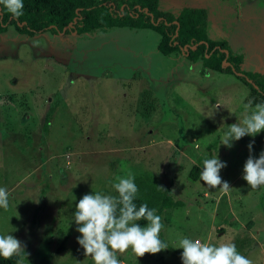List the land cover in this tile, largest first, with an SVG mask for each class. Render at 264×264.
Here are the masks:
<instances>
[{"label":"rangeland","instance_id":"rangeland-1","mask_svg":"<svg viewBox=\"0 0 264 264\" xmlns=\"http://www.w3.org/2000/svg\"><path fill=\"white\" fill-rule=\"evenodd\" d=\"M186 7L206 11L208 39L242 56L243 72L264 71V0H158L163 12ZM158 40L128 28L0 34V187L10 194L0 235L25 245V264H93L77 243L75 205L85 194L116 195L112 184L129 171L179 204L156 211L168 249L118 253L121 264H182L181 238L231 242L264 264V186L242 179L249 155L264 151V131L221 145L248 91L233 75H202L200 61L162 56ZM212 156L226 164L227 192L188 178Z\"/></svg>","mask_w":264,"mask_h":264},{"label":"clouds","instance_id":"clouds-1","mask_svg":"<svg viewBox=\"0 0 264 264\" xmlns=\"http://www.w3.org/2000/svg\"><path fill=\"white\" fill-rule=\"evenodd\" d=\"M0 6L14 18L23 15V0H0ZM243 108L242 120L228 126L221 145L231 148L234 141L245 136L255 137L264 131V102L253 106V101L248 100ZM252 147V144L248 145L250 153ZM224 167L226 164L217 156L205 158L200 181L209 189L219 188L222 192L231 190L220 176ZM242 179L252 189L264 186V151L259 158L249 155L243 167ZM112 188L117 195H104L100 192L85 194L75 205L73 221L80 233L77 243L84 250V255L90 257L93 264H121L117 258L118 253L131 250L139 258L168 249V245L160 239L164 224L156 209H149L147 204L137 207L134 202L138 193L134 174L129 171L124 177L117 176ZM9 199L8 190L0 187V208L7 210ZM142 219L147 221L146 226L136 223ZM177 248L183 249L182 264H252L231 242L213 245L199 239L181 238ZM13 257H17L16 264H25V245L11 234L0 235V258L10 260Z\"/></svg>","mask_w":264,"mask_h":264},{"label":"trees","instance_id":"trees-1","mask_svg":"<svg viewBox=\"0 0 264 264\" xmlns=\"http://www.w3.org/2000/svg\"><path fill=\"white\" fill-rule=\"evenodd\" d=\"M23 15L14 18L0 6V34L11 27L18 35L34 37L48 32L52 35L76 36L111 28L150 30L159 36L157 51L162 56L182 54L187 61L201 63L202 75L209 72L233 75L248 91V100L264 102V76L258 72H243L242 56L234 54L225 41L207 37V15L202 8H181L176 14L158 9V0H23ZM184 47H192L193 50ZM226 53V54H225ZM238 74V75H236ZM201 171L193 166L188 178L196 181ZM138 187L134 201L139 207L147 204L156 211L178 206L159 187L145 190ZM117 195V194H116ZM141 226L147 221L140 220ZM17 257L0 258V264H16Z\"/></svg>","mask_w":264,"mask_h":264},{"label":"built area","instance_id":"built-area-1","mask_svg":"<svg viewBox=\"0 0 264 264\" xmlns=\"http://www.w3.org/2000/svg\"><path fill=\"white\" fill-rule=\"evenodd\" d=\"M186 49H188V50H193V48L192 47H189V48H187V47H184L183 49H182V52H185L186 51Z\"/></svg>","mask_w":264,"mask_h":264},{"label":"crops","instance_id":"crops-1","mask_svg":"<svg viewBox=\"0 0 264 264\" xmlns=\"http://www.w3.org/2000/svg\"><path fill=\"white\" fill-rule=\"evenodd\" d=\"M258 73H261L264 76V71L263 70L261 72H258Z\"/></svg>","mask_w":264,"mask_h":264},{"label":"water","instance_id":"water-1","mask_svg":"<svg viewBox=\"0 0 264 264\" xmlns=\"http://www.w3.org/2000/svg\"><path fill=\"white\" fill-rule=\"evenodd\" d=\"M226 54V53H225ZM236 75H238V74H236Z\"/></svg>","mask_w":264,"mask_h":264}]
</instances>
